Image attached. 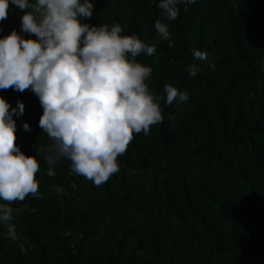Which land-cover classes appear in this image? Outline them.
<instances>
[{
    "label": "trees",
    "instance_id": "obj_1",
    "mask_svg": "<svg viewBox=\"0 0 264 264\" xmlns=\"http://www.w3.org/2000/svg\"><path fill=\"white\" fill-rule=\"evenodd\" d=\"M92 2L82 22L119 24L122 35L155 44L137 61L152 69L146 83L161 96L163 120L134 133L119 171L94 186L67 160L46 175L38 98L0 90L10 107L23 103L14 143L39 163V197L11 202L13 235L0 225V264H264V0L177 5V18L162 20L171 47L154 29L158 0ZM19 15L10 4L0 37L20 31ZM193 48L207 59L193 60ZM165 83L187 101L165 104Z\"/></svg>",
    "mask_w": 264,
    "mask_h": 264
},
{
    "label": "clouds",
    "instance_id": "obj_2",
    "mask_svg": "<svg viewBox=\"0 0 264 264\" xmlns=\"http://www.w3.org/2000/svg\"><path fill=\"white\" fill-rule=\"evenodd\" d=\"M194 2L156 3L161 18L154 21V29L169 47L168 25L162 20L174 21L177 5ZM10 4L20 13V31L0 37V90L27 89L38 98L42 114L37 123L48 138L40 149L47 176H54L57 164L67 160L72 173L102 185L119 171L117 157L124 154L133 134L147 135L151 125L163 120L161 96L146 83L152 69L137 61L141 53L153 55L155 44L144 43L135 33L122 35L119 24L82 22L93 16L92 0H0V20L7 18ZM24 33L35 39H26ZM190 51L193 60L207 59L206 52ZM185 71L195 76L198 67L190 63ZM163 94L167 105L188 99L186 91L168 83L163 84ZM23 111L21 101L10 107L0 97V225L9 235L14 228L9 223L11 202L39 197L35 179L39 163L14 143L13 116ZM21 127L30 131L26 122ZM52 187L57 194L65 193L63 187Z\"/></svg>",
    "mask_w": 264,
    "mask_h": 264
}]
</instances>
